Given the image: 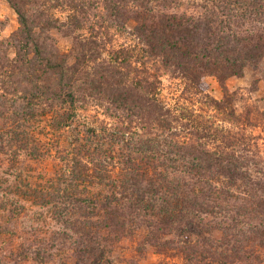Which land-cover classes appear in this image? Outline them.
Returning a JSON list of instances; mask_svg holds the SVG:
<instances>
[{
  "label": "trees",
  "instance_id": "obj_1",
  "mask_svg": "<svg viewBox=\"0 0 264 264\" xmlns=\"http://www.w3.org/2000/svg\"><path fill=\"white\" fill-rule=\"evenodd\" d=\"M8 1L19 15L21 30L11 43L0 42L1 151L25 144L20 149L41 155L40 146L32 145L36 125L49 117V130L54 136L62 135L72 127L76 106L86 96L107 99L117 109L136 113L142 121L146 118L159 127H171L174 115L159 98L160 81L152 79L150 72H145L149 74L138 85L128 68H98L100 54L107 50V42L98 35L82 40L75 33L71 37L79 39L74 49L78 54L62 52L50 45L53 38L49 33L62 30L58 19L32 15L19 6L20 2L33 6L36 0ZM90 1H65L71 12L69 30L88 27L80 17L87 19L85 8ZM106 1L111 17L135 20L146 58L199 90L205 77L214 76L224 83L264 59V0H202L198 16L168 12L177 0ZM43 6L49 8L46 3ZM127 63L131 64L130 59ZM232 103L227 99L216 105L223 109ZM75 132L78 137L69 144V170L49 189L30 187L32 195L51 205L64 228V238L73 242L82 261H99L115 236H123L130 224H138L156 228L165 236H183L175 247L187 259L217 263L212 251L217 244L199 241L200 246L185 237L206 230L208 217L223 211L220 197L226 192L220 184L264 188V168L246 159L235 136L229 144L212 145L177 141L174 133L170 138H152L95 129ZM108 155L111 160L107 161ZM16 188L21 191L19 184ZM225 225L227 221L219 227L225 230ZM239 230L243 234L249 231ZM249 233L255 238L264 236L255 229ZM171 243L164 245L169 249Z\"/></svg>",
  "mask_w": 264,
  "mask_h": 264
},
{
  "label": "rangeland",
  "instance_id": "obj_2",
  "mask_svg": "<svg viewBox=\"0 0 264 264\" xmlns=\"http://www.w3.org/2000/svg\"><path fill=\"white\" fill-rule=\"evenodd\" d=\"M65 1L58 4L52 0H36L33 6L23 2L19 6L32 15L58 19L62 30L49 33L53 38L50 45L69 55L72 52L78 54L74 49L79 45V39L97 35L104 38L107 50L100 54L101 66L98 68L109 69L112 65H118L121 71L128 68L138 85L146 79L147 71L150 72L152 79L155 77L158 83L160 81L159 98L174 117L169 121L171 127L163 128L154 122L149 123L146 118L142 121L132 111L117 109L107 99L86 96L76 106V120L72 127L62 135L54 136L49 130V117L36 125L32 145L40 146L41 155H31L29 149H20L19 146L25 144L13 145L14 149L10 151L0 150V264H264V236L255 238L249 233L251 229L258 234L264 233V188L252 190L244 183L235 188L220 184L226 192L220 197L223 211H219L216 217H208L206 230L199 229L185 237L199 245V241L217 244L218 248L212 249L217 254V263H211L210 259H187L175 247L183 236H165L156 228L138 227V224H130L127 233L115 236L116 241L105 246L107 253L99 261L79 258L73 242L64 238V228L57 222L51 205L32 195L31 189H49L62 173L69 170V144L78 137L75 130L79 133L92 129L98 133L125 132L126 137L152 138H170L174 133L177 141L212 145L229 144L233 141L231 137L235 136L246 159L264 168V59L257 66H247L242 76H233L224 83L214 76L205 77L200 91L181 76L146 58L145 47L136 35L135 20L125 22L111 17L106 0L89 2L85 8L87 19L83 21L80 17L83 26H88L82 31L69 30L71 12ZM202 4V0H177L168 12L198 16ZM0 22V42L11 43L13 36L21 30V22L8 0H0ZM75 33L80 37L77 40L71 37ZM10 56H14L12 49ZM129 59L131 64L127 63ZM143 60L145 62L141 64ZM227 99L233 103L223 109L216 105V102L225 103ZM108 160H111L110 155ZM17 184L21 191L16 188ZM225 221L228 222L227 229L222 230L219 226ZM241 228L249 231L243 234ZM169 241H172L169 245L172 247L167 249L164 244Z\"/></svg>",
  "mask_w": 264,
  "mask_h": 264
}]
</instances>
